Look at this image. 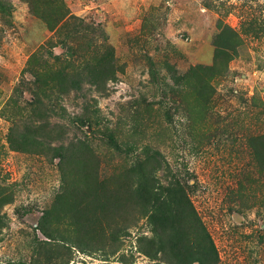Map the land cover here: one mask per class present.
<instances>
[{"label": "rangeland", "instance_id": "1", "mask_svg": "<svg viewBox=\"0 0 264 264\" xmlns=\"http://www.w3.org/2000/svg\"><path fill=\"white\" fill-rule=\"evenodd\" d=\"M195 65L214 93L191 120L173 76ZM146 145L215 243L185 258L264 264V0H0V264H182L133 198L93 225L105 247L71 243L85 185L125 182Z\"/></svg>", "mask_w": 264, "mask_h": 264}, {"label": "trees", "instance_id": "2", "mask_svg": "<svg viewBox=\"0 0 264 264\" xmlns=\"http://www.w3.org/2000/svg\"><path fill=\"white\" fill-rule=\"evenodd\" d=\"M208 69L211 68H207L204 65H195L186 74L173 76L175 80L174 84L178 88L175 91L173 90V92H177L175 96H180L189 105L186 115L191 120L193 119L192 113L197 110L191 95L196 97L198 104L202 103L206 105L214 93V89L209 83ZM100 73L99 70L95 71V69L90 71V74L97 79L93 80L95 86L99 85L100 81L103 82L106 79L105 76H102L103 73H101L100 77H97ZM114 141L117 146L115 138ZM259 150L258 154L262 155L263 153ZM159 153L158 150L154 151L153 148L150 149L146 145L145 158H138L136 163L131 164L132 169L128 170V179H124L125 182H118L115 187L105 182L98 183V178L96 181L98 184L88 186L87 183L85 185V192L84 190L82 191L86 194V197L82 198L83 194L80 193L78 199L80 203L84 201L83 204H85V209L88 208V212L85 209L84 211L80 210L79 218L75 220L71 219L72 223L75 224L74 231L78 235V237L73 238L71 241L72 246L79 247L85 251L82 244L83 240L81 239L83 232L86 233V236L94 234L97 240L99 238L103 244L105 242L107 227L103 228L101 226V228L93 230V225L102 221L107 222L106 220L109 219L117 220L115 218L116 212L120 207L123 208V201L133 198L142 207L151 221L154 236L150 238V241L152 246L158 251L163 250L166 253L168 250L166 243H168L172 257L177 259L183 258L182 264H194L192 260L187 259L188 257L181 249V246H189L190 243L196 242L199 246L210 248L212 250L211 255L216 258L213 261H217L215 243L201 219L197 216L186 184L174 176L168 178L170 174H164L165 182L155 177V169H164L159 159L161 156H158ZM75 184L77 183H73L72 186ZM63 193L66 192L64 191ZM86 199L89 200L86 202ZM6 201L0 199L1 204ZM82 216H85L87 220H82ZM45 233L48 237H51V234ZM103 247H105L104 244ZM201 257L200 260H197L199 264H209L207 262L208 259L205 258L206 255Z\"/></svg>", "mask_w": 264, "mask_h": 264}]
</instances>
